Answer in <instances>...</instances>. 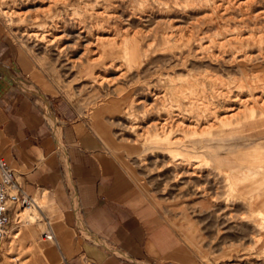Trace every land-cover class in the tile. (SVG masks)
Returning a JSON list of instances; mask_svg holds the SVG:
<instances>
[{
  "label": "rangeland",
  "instance_id": "obj_1",
  "mask_svg": "<svg viewBox=\"0 0 264 264\" xmlns=\"http://www.w3.org/2000/svg\"><path fill=\"white\" fill-rule=\"evenodd\" d=\"M214 1L237 0H0V19L82 103L114 105L111 124L137 148L148 196L203 264H264V110L257 105L208 128L233 95L264 100V20L239 25L243 12L232 7L212 15ZM241 29L256 42L200 48ZM95 36L108 37L97 50ZM22 209L20 218L31 212ZM11 236L0 242V264H30L19 236L5 248Z\"/></svg>",
  "mask_w": 264,
  "mask_h": 264
},
{
  "label": "crops",
  "instance_id": "obj_2",
  "mask_svg": "<svg viewBox=\"0 0 264 264\" xmlns=\"http://www.w3.org/2000/svg\"><path fill=\"white\" fill-rule=\"evenodd\" d=\"M53 70L0 19V159L37 203L9 206L5 248L19 236L30 264H203L148 196L114 105L86 106Z\"/></svg>",
  "mask_w": 264,
  "mask_h": 264
},
{
  "label": "bare ground",
  "instance_id": "obj_3",
  "mask_svg": "<svg viewBox=\"0 0 264 264\" xmlns=\"http://www.w3.org/2000/svg\"><path fill=\"white\" fill-rule=\"evenodd\" d=\"M232 1V0H230ZM257 2H259V0H245V1H242L240 2L239 0L235 1L232 5H231V2L229 3H226L227 5H224L223 3L220 4L218 2H213L210 6V9H211V13L212 15H223L225 14L226 12H228V10H230V7L232 8H237V9H240V11L243 12V15L242 17L237 21V23L239 25L241 24H245L246 21H252V23L254 25H258V23L262 22V20H264V10L262 9V11H258L259 9L256 8V5H257ZM262 1H260L259 3L261 4ZM33 3V2H32ZM258 4V5H260ZM257 5V6H258ZM263 8V7H262ZM222 11V12H221ZM15 12V11H14ZM210 12V11H209ZM241 12V13H242ZM24 13L23 11L21 10H17L15 15L17 16H24ZM219 17V16H218ZM61 27V26H60ZM241 28V27H240ZM233 29V28H232ZM188 30V29H187ZM82 31V30H81ZM86 31V30H85ZM222 31V30H221ZM224 31V30H223ZM222 31V38L216 40V39H207L209 41V43L207 41L205 42H202L201 43V49L203 50H209L212 48V46L215 48V53L220 51L221 49H224L226 47H229V50L232 49V46H233V43L234 42H237V43H240V44H244V43H247V41H252V36L253 35H250L249 33H245L243 32L244 29H241L239 31H231L230 35H227L225 34L224 32ZM230 32V31H229ZM253 33V32H252ZM173 36H177L178 37V34L175 32H172L171 33ZM170 34V35H171ZM37 36V34H35ZM169 35V34H168ZM261 35V33H260ZM41 36V34L39 35ZM62 35H52L51 38L47 39L48 41H56L57 39L61 38ZM181 36V35H180ZM257 36V35H256ZM259 37V36H258ZM108 37H104V38H101L100 36H95V41H93L94 43H91V46H93L96 50L99 48V41L101 40H104V39H107ZM180 38V37H178ZM179 40V39H178ZM181 40V39H180ZM258 40V39H257ZM260 40V39H259ZM255 40H253L252 42H254ZM92 42V41H91ZM256 42V41H255ZM259 42V41H258ZM216 43V45H215ZM215 45V46H214ZM242 46V45H241ZM65 47V46H64ZM231 47V48H230ZM62 49V48H61ZM196 49V48H195ZM262 49V48H261ZM95 51V50H94ZM196 51V50H195ZM232 52V51H231ZM237 53V52H236ZM247 54V53H246ZM95 55V54H94ZM101 55H102V50H100L98 53H97V56L93 59L94 61H99L101 59ZM248 55V54H247ZM92 57V56H91ZM238 58V57H237ZM103 77V76H101ZM157 92V90H156ZM153 95H155V98L159 97V94L158 93H154ZM154 98V99H155ZM252 99H245V100H242L240 101L239 98L237 97V95H233L232 97H230V102H229V106L226 107L227 109V113L225 114H222V115H219L217 116V118L214 116V119H212L211 122H208V128L210 127H213L216 123H218V121H227V120H231V118H233V116H236L238 115L240 112H242L243 110H250V109H253L254 106H257L259 107V109H262L264 110V100L261 101V103H257L256 100H252V102L254 104H251L250 105V101ZM228 101V100H227ZM260 101V100H259ZM144 103V100H139L138 103ZM250 106V107H249ZM249 107L248 109H245ZM152 108V107H151ZM244 108V109H242ZM224 109V108H223ZM148 110H149V107H148ZM210 112V111H209ZM211 115H213L211 113ZM240 115V114H239ZM203 116V115H202ZM208 119V118H207ZM159 120V119H158ZM171 120V119H170ZM180 120V119H179ZM182 120V119H181ZM188 120V119H187ZM163 122L162 123H159L160 124V129L162 132H167L168 131V128H169V121H166V119L162 120ZM174 121V120H173ZM196 122V121H195ZM181 123V122H180ZM190 125V124H189ZM206 125V124H205ZM194 126V125H193ZM190 127V126H189ZM188 127V128H189ZM215 127V126H214ZM178 138V137H177ZM24 207V206H23ZM24 208H27V207H24Z\"/></svg>",
  "mask_w": 264,
  "mask_h": 264
},
{
  "label": "built area",
  "instance_id": "obj_4",
  "mask_svg": "<svg viewBox=\"0 0 264 264\" xmlns=\"http://www.w3.org/2000/svg\"><path fill=\"white\" fill-rule=\"evenodd\" d=\"M0 242L6 238L8 232V225L10 223L8 208L15 204L18 206L32 207L35 204V199L17 186L14 179V172L0 159ZM45 238H53L50 230L44 232Z\"/></svg>",
  "mask_w": 264,
  "mask_h": 264
}]
</instances>
